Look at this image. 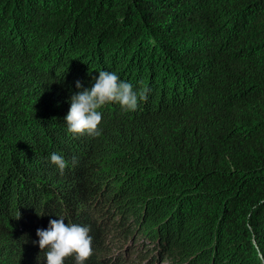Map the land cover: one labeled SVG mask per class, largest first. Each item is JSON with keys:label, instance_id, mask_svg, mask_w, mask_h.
<instances>
[{"label": "trees", "instance_id": "obj_1", "mask_svg": "<svg viewBox=\"0 0 264 264\" xmlns=\"http://www.w3.org/2000/svg\"><path fill=\"white\" fill-rule=\"evenodd\" d=\"M101 70L147 99L72 134ZM61 217L84 264H264V0H0V264H47Z\"/></svg>", "mask_w": 264, "mask_h": 264}, {"label": "clouds", "instance_id": "obj_2", "mask_svg": "<svg viewBox=\"0 0 264 264\" xmlns=\"http://www.w3.org/2000/svg\"><path fill=\"white\" fill-rule=\"evenodd\" d=\"M76 88L81 89L71 96V106L65 117L68 131L72 134L83 135L87 133L99 136L98 125L102 115L98 111L107 102H118L126 111H135L139 100H146L148 89L137 94L133 86L119 80L118 76L109 71H99L91 88H83L80 81ZM50 162L57 167L63 175L67 161L59 154L53 152ZM75 163V158L74 161ZM88 227L74 223H65L63 217L49 221L47 229H37L38 244L41 250L47 249L45 256L47 264H63L64 258L75 254L76 264H84L92 255V237ZM33 243H36L35 241Z\"/></svg>", "mask_w": 264, "mask_h": 264}, {"label": "rangeland", "instance_id": "obj_3", "mask_svg": "<svg viewBox=\"0 0 264 264\" xmlns=\"http://www.w3.org/2000/svg\"><path fill=\"white\" fill-rule=\"evenodd\" d=\"M123 234H125V233H122V235ZM116 238H117V236L112 237V240L109 243V249L110 248L112 250L115 249ZM140 244L141 243H139V241L136 240V241H132L131 247H128V250H127L128 260H127V262L129 264H142V263L147 262V259H149V258L152 259L153 257H156V258L158 257L159 254L158 255L155 254L156 247L153 246L152 242L146 241L145 243L142 244L143 246ZM146 247H149L148 249H150L152 251L146 250L145 252H143ZM123 251L126 252L125 249ZM132 253H136V254L131 256ZM161 264H169V262L161 261Z\"/></svg>", "mask_w": 264, "mask_h": 264}]
</instances>
